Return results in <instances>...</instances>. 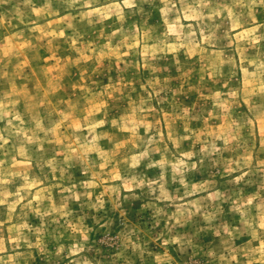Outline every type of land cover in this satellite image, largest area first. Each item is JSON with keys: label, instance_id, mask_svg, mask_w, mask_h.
Listing matches in <instances>:
<instances>
[{"label": "rangeland", "instance_id": "rangeland-1", "mask_svg": "<svg viewBox=\"0 0 264 264\" xmlns=\"http://www.w3.org/2000/svg\"><path fill=\"white\" fill-rule=\"evenodd\" d=\"M0 264H264V0H0Z\"/></svg>", "mask_w": 264, "mask_h": 264}]
</instances>
